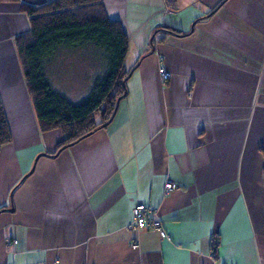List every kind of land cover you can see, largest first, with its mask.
Here are the masks:
<instances>
[{
  "label": "crops",
  "instance_id": "obj_1",
  "mask_svg": "<svg viewBox=\"0 0 264 264\" xmlns=\"http://www.w3.org/2000/svg\"><path fill=\"white\" fill-rule=\"evenodd\" d=\"M48 1L0 0V264H264V0H101L137 66L111 122L55 156L14 42L20 4ZM138 202L165 238L128 227Z\"/></svg>",
  "mask_w": 264,
  "mask_h": 264
},
{
  "label": "trees",
  "instance_id": "obj_2",
  "mask_svg": "<svg viewBox=\"0 0 264 264\" xmlns=\"http://www.w3.org/2000/svg\"><path fill=\"white\" fill-rule=\"evenodd\" d=\"M173 1L167 0V5ZM20 10L28 19L29 30L17 35L14 42L39 129H57L62 134L61 142L49 154L55 156L111 122L126 96V81L137 62L126 69L127 35L118 21L107 18L101 0L21 3ZM161 29L171 35H183L169 27ZM67 54H78L91 65L90 87L80 101L70 99L52 81L54 64ZM10 141L0 99V149ZM215 245H211L214 259Z\"/></svg>",
  "mask_w": 264,
  "mask_h": 264
},
{
  "label": "rangeland",
  "instance_id": "obj_3",
  "mask_svg": "<svg viewBox=\"0 0 264 264\" xmlns=\"http://www.w3.org/2000/svg\"><path fill=\"white\" fill-rule=\"evenodd\" d=\"M58 64V65H57ZM52 81L70 99L80 101L90 87L91 65L85 63L78 54L65 55L54 64Z\"/></svg>",
  "mask_w": 264,
  "mask_h": 264
},
{
  "label": "built area",
  "instance_id": "obj_4",
  "mask_svg": "<svg viewBox=\"0 0 264 264\" xmlns=\"http://www.w3.org/2000/svg\"><path fill=\"white\" fill-rule=\"evenodd\" d=\"M158 74L162 82H166L170 79L171 74L167 72L163 67H159ZM178 187L174 182L166 180L164 182V194L169 195L177 191ZM130 229H150L155 231L160 238H165L166 234L162 225L153 209L145 206L142 203H135L132 208V221L128 226Z\"/></svg>",
  "mask_w": 264,
  "mask_h": 264
}]
</instances>
